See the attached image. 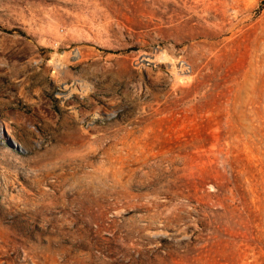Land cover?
<instances>
[{"label": "rangeland", "instance_id": "1", "mask_svg": "<svg viewBox=\"0 0 264 264\" xmlns=\"http://www.w3.org/2000/svg\"><path fill=\"white\" fill-rule=\"evenodd\" d=\"M0 264H264V0H0Z\"/></svg>", "mask_w": 264, "mask_h": 264}, {"label": "bare ground", "instance_id": "2", "mask_svg": "<svg viewBox=\"0 0 264 264\" xmlns=\"http://www.w3.org/2000/svg\"><path fill=\"white\" fill-rule=\"evenodd\" d=\"M10 131V130H9ZM13 134V133H12Z\"/></svg>", "mask_w": 264, "mask_h": 264}]
</instances>
